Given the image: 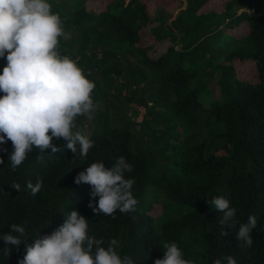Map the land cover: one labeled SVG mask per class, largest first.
<instances>
[{
    "label": "trees",
    "instance_id": "16d2710c",
    "mask_svg": "<svg viewBox=\"0 0 264 264\" xmlns=\"http://www.w3.org/2000/svg\"><path fill=\"white\" fill-rule=\"evenodd\" d=\"M146 1L73 9L75 0H49L69 32L59 51L79 58L104 105L97 104L91 119L77 118L94 143L86 157L54 139L60 151L34 147L13 171V145L0 144V236L26 222L31 244L75 210L89 222V236L103 239L105 247L115 239L118 253L134 264L163 259V246L173 242L193 264H227L229 255L237 264H264V0H230L222 13L208 8L210 0H185L168 24L156 17V40L171 43L157 57L141 44L140 31L150 22ZM243 24L247 29L238 37L224 34L228 29L233 37ZM235 40L239 44L231 47ZM5 66L0 58V73ZM212 81L215 90L208 88ZM117 97L137 111L134 123L111 125L108 106ZM134 125H141L138 134ZM197 129L203 130L201 140L187 144V134ZM121 156L133 168L126 178L135 181L136 210L96 215L88 207L92 186L75 184V177L94 162L110 169ZM37 177L43 186L32 195L27 183ZM213 197L227 199L241 223L257 217L251 248L238 245L239 223L219 224L223 214L211 205ZM25 255L24 244L16 248L0 240V264H19Z\"/></svg>",
    "mask_w": 264,
    "mask_h": 264
},
{
    "label": "clouds",
    "instance_id": "9594fccd",
    "mask_svg": "<svg viewBox=\"0 0 264 264\" xmlns=\"http://www.w3.org/2000/svg\"><path fill=\"white\" fill-rule=\"evenodd\" d=\"M69 38L59 13L52 11L49 0H0V58L6 66L0 73V144L11 141L13 151L9 157L13 171L21 165L33 148L40 153L60 151L53 140L61 138L75 155L87 156L94 143L79 130L77 118L89 119L97 109L93 100L95 83L89 80L79 58L73 59L59 51L60 38ZM42 159V156H38ZM3 160H0V164ZM133 170L125 157H119L110 169L103 162H94L80 172L74 180L77 185L92 186V200L88 207L93 213L113 215L134 212L137 199L133 195V179L126 173ZM43 180L27 183L32 195L41 191ZM20 190L19 184H14ZM98 199L97 203L94 201ZM211 205L222 213L219 224L234 228L239 247L251 248V231L257 217H248L247 223L235 219L237 209L223 197H213ZM27 223L12 224L10 231L0 236L5 245L19 248L24 244L26 255L19 264H134L129 256L117 251L112 239L103 246V239L89 236V222L77 211L65 216L64 223L51 235L31 240ZM15 234V235H14ZM221 232V235H226ZM163 259L154 264H193L183 257L179 246L165 244ZM10 255V248L4 249ZM227 264H237L231 255ZM215 264H220L216 261Z\"/></svg>",
    "mask_w": 264,
    "mask_h": 264
},
{
    "label": "rangeland",
    "instance_id": "374dc122",
    "mask_svg": "<svg viewBox=\"0 0 264 264\" xmlns=\"http://www.w3.org/2000/svg\"><path fill=\"white\" fill-rule=\"evenodd\" d=\"M61 1V0H57ZM111 0H75L76 4L73 9L79 8L82 5H85L87 9H90L92 7H95V9L102 8L104 4L110 2ZM230 0H210L208 8L215 11L216 13H222L223 8L225 3H227ZM185 7V0H167V1H156V0H147L146 1V11L147 15L150 18V22L142 28L140 31L141 36H142V45H146L148 47V53L152 57H157L161 53H163L168 46L171 45L170 40L168 38L164 40H156V36L154 32L156 31L157 26L159 25V22L156 21V17H163L166 23L168 24L171 22L176 14L184 9ZM243 10H238L237 13H240ZM249 14H251L249 12ZM247 29V25L243 24L241 29H237L233 31V37L230 33H227L226 31L229 32L228 29L226 31L224 30V34L229 35L231 38L234 39L235 37H238L239 34L245 33ZM66 31V30H65ZM68 34L69 32L66 31ZM64 38V37H63ZM222 42V40H219ZM238 41L235 40L232 42L231 47H236ZM179 45L176 46L178 48ZM240 65L236 64V67L239 69ZM246 68V67H244ZM251 73V72H247ZM253 75L251 74L250 77ZM208 88L211 90H215V83L214 81L210 82L208 85ZM113 93V92H112ZM93 100L96 101V104H98L100 107H103L104 101L101 98L100 95H97V93L94 91L93 94ZM112 104L108 106L109 108V115L111 118V125L112 126H118L122 127L126 125V123L133 122L136 119L137 116V111L129 104H127L124 100L121 98L117 97L112 100ZM89 129V127H87ZM141 130V125H134L133 131L138 134ZM89 130L87 131L86 134H88ZM190 135L189 140L187 141V144H193L201 140L203 136V130L202 129H197L193 131ZM136 143H139V141H136ZM160 211L158 210V214Z\"/></svg>",
    "mask_w": 264,
    "mask_h": 264
}]
</instances>
